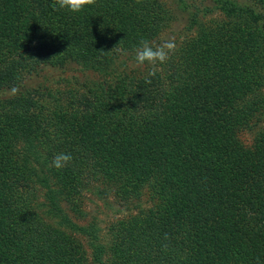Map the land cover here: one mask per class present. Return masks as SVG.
Listing matches in <instances>:
<instances>
[{"label":"trees","instance_id":"16d2710c","mask_svg":"<svg viewBox=\"0 0 264 264\" xmlns=\"http://www.w3.org/2000/svg\"><path fill=\"white\" fill-rule=\"evenodd\" d=\"M53 2L0 0V92L15 89L0 98V264H264L263 15L208 0L202 15L220 20L175 43L154 75H131L113 63L142 39L160 43L163 0L75 14ZM66 63L102 77L24 85ZM61 152L73 161L57 170ZM91 189L151 202L102 239L61 207Z\"/></svg>","mask_w":264,"mask_h":264},{"label":"rangeland","instance_id":"374dc122","mask_svg":"<svg viewBox=\"0 0 264 264\" xmlns=\"http://www.w3.org/2000/svg\"><path fill=\"white\" fill-rule=\"evenodd\" d=\"M232 1L238 5L247 6L264 17V5L254 3L251 0ZM163 2L169 11V20L159 37L160 43L168 39L179 43L182 39H186L187 35H192V31L198 29V25L206 26L217 22L222 16L216 10L202 15L204 4L206 2L209 4L208 0H163ZM134 55H123L116 60L115 65L113 63V66L121 69L123 73L142 75L147 66H136ZM100 77L102 75L99 72L82 70L78 64L66 63L62 66H45L38 69L36 73L29 75L24 80V85H43L53 89H64L71 86L77 87L75 84L78 82L97 81L100 80ZM14 90L11 88L1 91L0 98L9 95ZM239 138L243 144L249 145L252 135L242 131ZM73 200H62L61 207L63 210L77 224H91L97 227L98 234L102 236V239H106L109 225L116 219L132 213L137 202L142 205H149L151 202L148 193L145 191H142L139 198H134L130 202L119 203L112 192L108 191L106 194H98L94 189L82 191ZM136 200L137 202H135Z\"/></svg>","mask_w":264,"mask_h":264},{"label":"clouds","instance_id":"9594fccd","mask_svg":"<svg viewBox=\"0 0 264 264\" xmlns=\"http://www.w3.org/2000/svg\"><path fill=\"white\" fill-rule=\"evenodd\" d=\"M136 2L140 3L141 0H136ZM96 3L97 0H54L51 7L56 11L66 10L75 14L82 12L87 7L96 5ZM134 52L136 66H147L149 69L148 76H152L160 65L168 62L175 54L176 44L175 41L171 39L164 40L157 45H154L146 39H142ZM145 82L150 83L151 80L146 77ZM72 161L73 157L70 153L61 152L53 157L50 166L57 170H63L69 167Z\"/></svg>","mask_w":264,"mask_h":264}]
</instances>
